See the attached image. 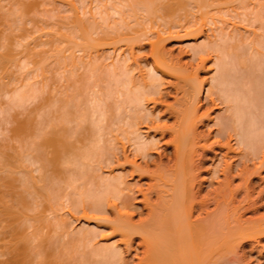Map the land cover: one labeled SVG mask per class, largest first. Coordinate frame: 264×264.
<instances>
[{"label":"bare ground","instance_id":"obj_1","mask_svg":"<svg viewBox=\"0 0 264 264\" xmlns=\"http://www.w3.org/2000/svg\"><path fill=\"white\" fill-rule=\"evenodd\" d=\"M24 1L18 0V2L23 5V7L21 5V8L24 9L25 11L26 10L28 11L29 9H30L29 11H31L33 7L37 6L35 3L34 4L36 6L33 5L34 1L30 2V3H29V0H28V2L26 1L28 4H25L26 2H24ZM63 1L65 2V0H62L61 3H64ZM70 1H72V0H70ZM153 1L158 2V0H156V1L153 0ZM168 1H166V2L168 3ZM216 1L217 0H215L214 2H216ZM219 1H226V0H219ZM15 2H17V1H15ZM135 2L136 1H134L133 3L135 4ZM142 2H140V3H142ZM147 2L149 3L150 0H147ZM164 2H165V0H163L162 4ZM170 2H171V0H170ZM170 2L167 4V6L170 4L173 5V2H171V3ZM211 2H213V1L211 0ZM239 2L241 3L243 1H239ZM66 3H67V1H66ZM260 3L264 4V3H262V1L259 3L257 2V4H259V7H260ZM68 4H70V6H69V8H71L70 12H72L71 13L72 14L71 20L73 21V25H72L73 30H72V27H70L71 30H69V28H68L67 31L68 30L69 31L67 32V34L66 33H64V34L61 33V34L64 35L65 39L63 38V40H67L68 42H70V45H72V46H66L68 44V42H64V45L62 44L63 45L62 48H61V45H59V43H57V44L60 47L55 45L54 42L57 41V38L54 36L48 40V44L50 43L49 44L50 45L49 52L45 55L43 54L38 59L35 58V59H37L38 62L41 63L40 64L41 66L43 65L42 63L44 60L45 61L49 60V61H51V63L53 60H54L53 63H55V61L58 60V63H61V61H60V59H61L62 62L64 63V67L68 68V71H65V74H67V72H68L67 78L65 76H63L64 77L63 79H65V80L70 79L71 82L74 83V84H72V86L74 85L73 87H75V86L76 87L75 88L71 87L72 92L71 91L68 92V90L70 89L69 85H71V83L69 82L68 83L69 85L64 84V83H67L68 80H66V82L64 81V83L62 81L63 89H65L66 87H67L66 89H68V90L65 89V96L63 95L64 93H63L62 89H58V90H61L62 93L60 91H57V93L60 92V94H62L64 97L63 96L60 97L59 96L60 94L59 95L57 94L58 96H55L56 95L55 94L54 95L55 97H52L49 94V95H45L46 97H44V99H43V100L48 101L47 102L48 105L45 106V108H46V111L47 110L49 111L50 115H51V112L48 108V107L51 108L50 105H53L52 107L57 105V108L58 107L60 108V109L58 108V110H57L58 113L62 108L61 112L59 114L56 112L57 114H56L55 118H54L55 114H53L55 112H53L52 113L53 116L51 115V120H49L48 116L46 115L47 113L43 112V114H42V111H40V109H38L39 112H37V113H39V115L43 118H45L44 117V115H45L47 120H48V121L44 122V124H43V118H42V120L40 119V117H39V119L38 118L34 119L36 117V114L33 113V115H35V117L34 118L31 117V115H30L32 113L31 111L33 110V112H35L37 108L31 107L32 110H30V112H31L30 113V112L26 111L28 109L26 104L30 107L32 105H29V104H31V102L34 101L33 98H35L37 96L40 97L36 93L37 88H35V91L33 90L34 86H36L35 84L31 85V87L33 86L32 89H30L31 88L30 86H28L29 89H27V86H26V88H25L26 90H24L23 85H21L22 84L21 83L19 85L22 87H18V88L13 87L14 90L12 89V91H13L12 95L9 96V101H10V103L12 102L10 104V106L13 108L15 106V108L13 109L14 110L13 113H15V114L14 115L12 114L13 117L11 116V118H13L12 121H14V123L12 122L13 125H9V126H12V128L10 127L12 130V132H11L12 134L11 133L10 134L12 135V138H14L13 139L14 142L10 139V141H11V143H10L7 138H5V142L0 141V264H61V262H58L57 255L56 256L54 255V253H53L54 250L49 251V250H52L49 247L50 243L48 245L46 244V240L49 236L47 235L48 237H46L45 234L43 235L42 231H46L45 228H47V227H45V226L49 227L47 231H49L51 228L53 230H58V228H61V230H62V227L65 226L64 218H62V217L56 218V215H55V217L53 219L52 216H49V215H51V213L47 214L46 211L49 212L50 210L48 211V209L54 208V207H52V204H55V202L59 201L57 199H59V197L62 196L61 191H64L63 187L67 186L66 184L64 186H62L63 185L62 181L58 182V180L59 179L62 180V178H64L63 181L67 180L66 181L67 184L71 185V182L73 181L72 184L76 185L77 182H79V184L82 185V183H84V182L81 181L82 182L81 183L80 179H83L82 176L87 175V172L89 173V171H88L89 169H87V168L91 167L89 165L90 160H91L90 164H93L92 163L93 157L98 158L99 162L106 161L105 163H103V165L106 163H113L114 162L115 165H119V167H121V169L116 174H110L111 172L109 171L108 175L106 174V175H102V176H97L98 177L97 181L94 180V182H93L91 180V182H93L94 185L97 186V188H95L94 186H91L92 183L90 181H89L90 183L89 182L87 183V185H88V186L86 185L87 188L88 187H90V188H89V190H87L86 196L85 195L84 196H85V198L88 197V199H91V200L93 198L92 203L88 202L89 200H85V198L83 199L81 196H79V197H81L80 198L81 201L77 200L79 198H77L78 196L75 195L76 198H74V199L76 202H74V203L79 205V203H77V202L80 201V203L82 202V204H83V202L87 201L88 203L93 204L92 206H95V207H93L94 210H90L91 204L89 205L86 202V204L89 205V206L87 205V207L90 208V209H88L89 212L91 211L90 213L93 214V211H94V213L96 214V215L94 214L95 215L94 216V215H89L86 212L82 213V216L85 219L83 217L82 218L86 222L89 221L90 219L92 220V218H95L99 215V213L101 212L100 210H103L102 208L104 207L103 205H104L105 201L108 200L107 197H105V196L102 197V195L103 194L104 195L109 194L110 199L112 198L111 199L112 201L110 200V203H111L110 205H112L115 208V209H113L115 211L113 213L114 214L113 218L109 219L110 222H106V221L104 222L103 221V223H110V226H109L111 228L110 231L116 232L119 236V240L124 242L125 246H127V247L130 245V243H132L131 240L134 238L133 236L138 235L140 237V240H139V242L138 241L137 242L139 243V245L140 244L143 245V249L141 248L143 255L141 258H139V261H143L144 264H227V263L232 264V262H235L238 257L237 258H236V256L233 257L232 256L233 254H231V253L232 252L235 253L234 249H237L235 246H237V244H239V242H241L244 239L245 240L246 239H253L256 235H258V236L264 235V216H262V215L260 217L255 216L254 218H250V219H246V220L243 219L244 221H240V219H239L240 214L237 212L238 209H240L241 207L244 206V204H246V205L243 209H246V208L248 209V208H250V206H252L251 208H253V207L258 208L259 206L256 207L257 204H255V203H256L257 198L258 199H259V197L261 198V191L263 190V189H259L257 191L254 190L255 186L252 185L251 181H252L253 176L255 174H260L259 170L262 167L264 168V50H263L264 49V35H262L260 38L258 36L259 34L256 35L257 36V37H255L256 39L253 40V41H255V44H252V43H251V45L249 44L250 45L249 47H251L250 48L251 51H247L248 56L245 55L246 56L245 59H243V56L241 55L242 53L240 54L238 52L242 56V58L239 60L238 59L239 56L235 57L237 59V61L234 62L235 65H233L234 63H232L234 60L233 61L230 60V63H232L230 65H232V66H230V65L229 66H230V69H232V68L234 69V70L232 69L233 72H232V70H229L228 65H225L226 62H222L223 58H221L222 59L221 62L219 60L220 58L218 59L219 56L218 57L215 56L216 59H213V61L215 60L216 68L214 66L213 73L211 75H209L210 77L208 78V81H206L208 83V85L205 88L206 90H205L204 98H205L206 102H208V103H210V105H212V108H217L219 106V108H223V110L221 112H217V113L215 112L216 114L213 115L214 118L212 119L211 124L215 125V129L213 132V138L214 139L212 138V140L208 142L207 137H204L196 129L197 124L202 122V118L205 116L206 117L209 116V110H210L209 108H207L203 112H201L200 114L199 113L197 114V111H196L197 106L200 105L199 104L200 99L197 98L198 97L197 95L202 88L203 80H200V81L196 80L195 88L193 87L194 88L193 89L191 87V89L194 92H192L190 94L192 98H189V93H188L189 102L187 100V96H186V98H184L182 100L180 99L181 97L178 99V97L175 96L174 102L165 103L164 99H162V95H165V93L163 94V92H161L162 89L160 90L159 87L157 88L158 84L161 83V80H160L162 78L161 74H163V75L167 74L170 76H175L176 80L174 82L172 81L175 88L177 87V84H179L178 83L179 78L182 75L181 73H179L180 70L182 69V68H180L181 66L176 64V62L174 60L171 61V60H169V58L167 59L165 57V55L162 53L163 52L162 51L163 46L161 45L162 49L159 47V45L161 43H163L162 40H161V43L159 42L160 41L159 38L161 36H163L161 34V32L159 33V31L157 30L158 33L161 34V36L160 37L156 36L155 37L156 39L154 38L158 42L155 40L152 41L149 39V41L151 43L150 44L151 45V51L150 52L153 55L152 62L150 63V66H148V67L146 66L147 67V69H146L147 73L146 74H147L149 79L147 80L145 77V79H146L145 80L144 77L143 78L141 77L142 79L139 81L136 79V83H135V82H132L131 78L130 79L128 78L130 73H127V72H129L127 67H126L127 69H125V65H126L125 64L126 63L125 57L126 56L124 57V55H125L124 53H122L123 54L122 56L124 58L123 57L121 58L120 57L121 55L119 57L116 56L111 62H109L108 65H106V64L104 65L103 63H100L101 62L100 57H102L101 56L102 54L99 57L98 54H100V53H97V55H93L94 57H90L91 55L88 53L90 58L87 57V58H84V60L82 58L83 56H81L83 54V51H82L80 56L75 54V51L77 53V51H79L83 48H84V50L86 47H87L86 49H89L88 46L85 47L86 44L89 45L92 42L95 43V41L92 40V34H91V31H93V28H91V27L93 25L90 21L88 22V20L87 21L85 20L89 14H87L86 18L84 19V18L79 16L81 11L79 12V14L77 13L76 8L80 7L81 5L78 6L76 4L78 7L75 6L74 0ZM142 4H144V2ZM152 4H150L151 9H152ZM183 4H184V2H183ZM204 4H205V2H204ZM217 4H219V2ZM241 4H243V3H241ZM244 4H245V2H244ZM15 5H16V3H15ZM18 5H20V4H18ZM215 5H216V3H215ZM220 5L223 6L222 2H221V4H219V6ZM141 6H143V5H141ZM219 6H217V7L221 8V6L220 7ZM13 7H15V6H13ZM82 7H83V4H82ZM168 7H166V8H168ZM178 7H179V3H178ZM226 7H225V10H226ZM36 8H34V10H36ZM53 8H55V7H53ZM92 8H91V10H92ZM114 9L116 10V9H118V7H116V8L114 7ZM148 9L144 8V10H147V11H148ZM255 9H256V7H255ZM262 9H263V7H262ZM8 10H12V9L10 8ZM34 10H33V12H34ZM104 10H105L104 12H106V9H104ZM118 10L121 12L120 9H118ZM160 10H159V12H161ZM168 10H171V9L168 8ZM16 11H18V10H16ZM20 11H21V9H20ZM133 11H134V9H133ZM149 11H150V9H149ZM206 11H205V13H207ZM218 11L219 10H217V12ZM256 11H258V10L256 9ZM256 11L254 10L253 13H255ZM36 12H38V11H36ZM67 12H68V10H67ZM113 12H115V11H113ZM154 12H156V11H154ZM170 12H173V11H170ZM263 12H264V10H263ZM13 13H15V11H13L12 14ZM89 13H90V11H89ZM93 13L91 15H93ZM249 13H251V12H249ZM10 14L11 13H9V15ZM28 14H30V13H28ZM149 14H150V12H149ZM152 14H150V16H152ZM216 14H219V13H216ZM223 14H221V15H223ZM259 14H260L259 17H257V14H255L256 16L254 14H252V15L257 17L256 19L260 18L262 15L264 16V14H262V13H259ZM98 15H100V14H98ZM110 15H111V13H110ZM167 15H169V12L167 13ZM18 16L20 17V15H18ZM105 16H109V15H105ZM123 16H124V14H123ZM123 16H121V17H123ZM147 16H149V15H147ZM215 16H217V15H215ZM93 17H96V16H93ZM93 17H92V19H93ZM121 17L119 16V19ZM129 17H132V15L131 16L129 15ZM11 18H13V17H11ZM23 18H25V15ZM34 18L35 17H33V19ZM105 18H108V17H105ZM213 18H214V16H213ZM36 19H38V18H36ZM131 19H133V18H131ZM204 19H206V18H204ZM0 20H1V17H0ZM97 20H98V18H97ZM97 20H95V22ZM120 20H122V19H120ZM137 20L138 19L136 18V21ZM106 21H108V20H106ZM202 21L204 22L203 19H202ZM8 22H10V21H8ZM65 22H67V20H65ZM142 22H144V21H142ZM219 22L220 21L218 19V23ZM16 23H18V22L16 21ZM32 23L34 25V22H32ZM45 23L47 24V22H45ZM109 23L113 24L114 22L112 21V23H111L109 21ZM4 24H6V23H4ZM97 24H99V21ZM105 24H107V22ZM213 24H214V21H213ZM216 24L217 23L215 22L214 28L216 27L215 26ZM57 25L55 26V28L57 27ZM61 25H63V24H61ZM99 26H101V25H99ZM108 26H110V25H108ZM127 26L128 25H126V26L123 25L122 27H127ZM47 27L49 28V26H47ZM18 28H20V27H18ZM16 29H17V27H16ZM60 29L62 30V27ZM103 29H102V31H103ZM125 29L126 28H124V30ZM261 29H262V27H261ZM50 30H51V28H50ZM112 30L115 31V29H112ZM126 30L128 31V28ZM133 30H135V29H133ZM136 30L132 34H134L136 32ZM223 30L224 29H222L221 31L223 32ZM263 30H260V31L262 32ZM52 31H53V29H52ZM56 31H58V30H56ZM157 31H156V34H158ZM217 31H219V30L217 29ZM71 32H73L74 35L73 34L71 35L70 34ZM97 32H99V31H97ZM106 32H107V34H110L108 32V30ZM139 32L143 33L142 30ZM139 32H137L136 35L134 34L136 36L135 41L137 39V35ZM222 32H220V33H222ZM226 32L228 33V31H226ZM0 33H2V32H0ZM3 33L0 34V46L4 47L3 52H0V59H1L0 62L2 63V66L1 65L0 66L2 67V70H6L10 65L14 64L15 66H17V64L19 63V61H18L19 59L15 58L16 57L15 52L12 51L13 50L12 47L14 46L12 44H14V43H13V40H11L12 39L11 35L9 33H6L5 35H3ZM20 33L22 34L23 31ZM56 33H55V35H56ZM94 33H96V32H94ZM126 33L127 32L122 33V34H126ZM213 33L216 34L215 32H212V34ZM262 33L264 34V32H262ZM116 34L120 35V32L116 33ZM232 34L235 37V34L234 33H232ZM102 35H104V34H102ZM110 35L107 37H110ZM128 35H129V33H128ZM144 35H147V34L144 33ZM2 36H3V38H2ZM46 36H47V34H46ZM100 36H101V34H100ZM115 36L112 35L111 37H114L116 39L117 36L116 37ZM127 36L126 37L124 36L125 38H123V40L126 38L128 39ZM237 36H236V38L238 39ZM19 37H21V36H19ZM75 37H76V39L78 38L79 41L76 40ZM107 37H106V39H107ZM93 38H94V40L98 39V38H95V36ZM231 38H230V40L232 41L233 36ZM239 38H241V37L239 36ZM1 39H3V40H1ZM55 39H56V41H55ZM119 39L121 40L122 38H119ZM130 39H132V38L130 37ZM133 39H134V36H133ZM163 39H165V37ZM224 39H227V38H224ZM237 39H234V40H237ZM44 40L42 39V41H44ZM103 40L104 39H102V41ZM109 40H110V38H109ZM111 40L115 41L113 38H111ZM144 40H146V38ZM212 40H214V39H212ZM230 40L228 39L229 43H230ZM58 41H60V40H58ZM107 41L108 40H106V42ZM117 41H118V39H117ZM216 41H218V39ZM216 41L212 42V46H209V45H211V42H207L209 45L208 46L206 45L205 47H207L208 49H209V47L210 48H213V47L216 48V46H214L215 43H217ZM61 42H63V41H61ZM127 42L130 43V41H127ZM234 42L235 41L231 42V44L229 45L230 48ZM239 42H240V40H239ZM34 43L36 45V44H40L41 42L40 43L34 42ZM226 43H227V41H226ZM46 44H47V41H46ZM35 45H34V47H35ZM236 45L234 43V45H232L233 51H230L231 49H229V52H234L235 51L234 46L236 47ZM256 45H258L259 47H261L263 49H259L258 47H256ZM28 46H30V44ZM64 46H66V47H64ZM81 46H83V48ZM90 46L93 47L92 44L89 45V47ZM113 46H115V45H113ZM202 47H204V46H202ZM226 47H227V45H226ZM228 47H227V49H228ZM240 47H241V45L238 46L239 49H240ZM243 47H242V49L245 50L246 46H243ZM26 48H28V50H27L28 56L32 55L31 53H33V51H34V49L32 50L33 44H32V46L26 47ZM36 48H38V47H36ZM191 48L193 50L197 49L196 46H194V47L192 46ZM207 48H206V50H207ZM91 49H93V48H91ZM242 49H240V50H242ZM30 50H32V51H30ZM47 50H48V47H47ZM65 50H67L68 52ZM199 50H200V52L205 51V49H203V48L199 49ZM44 51H45V49H44ZM63 51H65V54ZM92 51H94V50H92ZM210 51H216V50L211 49ZM37 52H38V50H37ZM124 52H126V51H124ZM66 53H68V54H66ZM227 53H228V51H227ZM238 53H235V54L238 55ZM129 54H130V52L128 53V55ZM235 54L233 53V55H235ZM36 55L34 54V56H36ZM103 55H105L104 52H103ZM117 55H118V53H117ZM220 56H221V54H220ZM24 57L26 58V56H24ZM107 57L105 56L104 59H106ZM204 58H206V57H204ZM204 58L200 56V58H199L200 62L198 65H196L197 68H198V66L199 67L203 66V61L205 60ZM104 59H102V60H104ZM26 60H27V58H26ZM241 60H243L244 63H242ZM244 60H246V61H244ZM45 61H44V63H45ZM49 61H46L45 65H47L48 64L47 62H49ZM24 62H26V61H24ZM62 64H61V66H63ZM65 64H66V66H65ZM68 64H69V66H68ZM34 65H35V63H34ZM37 66L39 67V65H37ZM61 66H60V69H61ZM4 67L5 68L7 67V68L5 69ZM43 67H44V65H43ZM65 68H64V70H65ZM32 69H33V67H32ZM195 69H196V67H195ZM0 70H1V68H0ZM7 70H6V74H7ZM62 70H63V68L59 71L61 72ZM78 70L82 73V75H80L81 73H79ZM63 71H62V73L64 74ZM191 71H193V70H191ZM77 72L79 74V80H77V78H75L77 76ZM194 72H193V74H194ZM2 73H5V72H2ZM57 73H58V71H57ZM184 73H185L184 75L186 76L187 71ZM32 75H33V73H32ZM42 75L43 74H41V76ZM60 75H61V73H60ZM62 75H61V78H62ZM184 75H182V76H184ZM90 77L91 78L95 77L96 80L94 78H92V79L95 80L96 83H98V84H101L99 82L103 79V77L104 78L107 77V80L109 79L108 77H110L112 79V81H111V79H109V80H110V83L112 82L114 88L111 86L112 84L111 85L109 84V81L108 82L106 81L109 90L107 92L105 91V93L110 92L107 96L105 94V97H109L108 99H110V101H107L108 99L105 97L102 98V96H104L103 95L104 90L99 91L98 89H100L101 85L96 84L98 87L93 85L95 83L93 80H92L93 82L90 80L91 79ZM101 77H102V79H101ZM194 77H196V76H194ZM12 78H14V77H12ZM20 78H21V74H20ZM20 78H18V79H20ZM88 78H90L89 80L93 83L92 85L95 86L96 88H98L97 90L99 92L90 83L89 84L91 85V87H93L92 92H91V89L89 87L90 86L89 84L84 85L85 83H88V81H89ZM42 79H43V77H42ZM97 79H101V80H98L99 82H97ZM82 80L84 82L83 85H81ZM158 80H160V82ZM17 81H19V80H17ZM76 81H77L78 85H77V83H75ZM20 82H21V80H20ZM183 82H185V81H183ZM188 82H190V81H188ZM2 83H3V81H2ZM42 83H43V81H42ZM30 84H33V83H30ZM169 84H171V82ZM184 84H187V83H184ZM193 84H191V85L194 86ZM13 85H14V83L12 84V86ZM58 85H59V83H58ZM107 85L103 88H106ZM188 85H190V84L188 83ZM1 86L3 87V85H1ZM82 86L84 88H85V86L89 87L88 93ZM110 86L113 89L110 90V88H109ZM185 86H187V85H185ZM20 88L23 90H21ZM42 88H43V86H42ZM4 89H5V87H4ZM4 89H2V90H4ZM44 89H46V88H44ZM74 89H75V91H73ZM79 89H84V91H86V93H87L86 95H88L90 93L91 96L90 95H88L90 97L85 96V95L82 96L81 92H83V91L81 90V92H80ZM180 89H182V88H180ZM87 90H88V88H87ZM66 91L69 94H66ZM101 91H103V92H101ZM41 93L42 92H40V95H41ZM4 94H5V92H4ZM83 94H84V92H83ZM182 94H183V92H182ZM185 95H186V93H185ZM29 99H33V100H31V102L27 103V100H29ZM190 99H192V101ZM195 99H196V101H195ZM38 100H41V98ZM46 101H44V102L46 103ZM145 101L152 102V105L149 108L144 107L143 102H145ZM34 102H33V104H34ZM39 102L41 103V101H39ZM158 102L165 104V107L162 110H164V112L165 111L168 112L169 115H172L174 117L173 123L172 124L170 123V125H168L166 123H159L158 121H156V122H154L155 124L153 123V125L152 124L148 125V128H151L150 130H153V132L151 134H149L147 132L149 130L144 131V133H142L141 132L142 130L139 131V126H137L138 119H140V118H138L139 116H138L137 112L138 111L140 112V110H142V107H143L144 108L143 110H145V108H146V110L149 109V111H147L146 114H150V115L153 114V116H155L158 119L159 117L157 116V112L155 113L154 111H151V107H155V104ZM7 103H8V101H7ZM24 104L27 108L26 110H25V107L23 108ZM39 105L37 104L38 107H39ZM42 105H44V104H42ZM42 105H40V106H41V109L43 110ZM69 106L71 109L72 108L73 109L70 110ZM21 108L24 109V112L26 111V112H28V114L29 113L30 114L28 115L25 112L26 115L23 118L22 117L20 118L19 113H20ZM45 108L43 111H45ZM22 109H21V111H22ZM34 109H35V111H34ZM119 109H121V110H119ZM51 110L53 111L54 108H51ZM143 110H142V113H143ZM9 111H10V108H9ZM49 113H48V115H49ZM24 114H22V115H24ZM2 115H4V114L2 113ZM2 115L0 114V116H2ZM139 115H141V114H139ZM5 116H3V118H5ZM52 117L54 119H52ZM142 117H141V120L144 119ZM167 117H169V116H167ZM8 118L10 119V116ZM8 118L6 116L5 119L8 120ZM146 118H147V115H146ZM148 118H150V117H148ZM106 119H107V122H106ZM206 119H208V118H206ZM37 120L39 122H37ZM150 120H152V119H150ZM0 121H3V120H0ZM8 121H7V123L9 124L10 122H8ZM40 121H42V122H40ZM85 122L87 123L86 125H84ZM102 122L108 123L109 124L108 126H110V124L111 125L113 124L112 127H114V125H116L117 126V127L115 126V128H117V129H115L116 132L119 131V129H121L119 135L120 136L122 135L123 137H121V139L123 138L129 144L130 148L129 147L128 148H129V150L131 149L129 151V153L131 154V157L127 153L124 152L125 145H128V144H126L123 139H122L123 141L120 140V138L118 137V133L115 132L117 134V136H113V135L111 136V134H110L111 138L109 135H108L109 137L107 136L108 138L107 137H105V139L102 138V136L104 137L105 135H107V134H103V132H102ZM120 122L122 124V128L120 127V124H119ZM3 123H5V122H3ZM3 123H2V126H3ZM123 125L125 127H123ZM2 126H1V128H3ZM4 126H5V124H4ZM105 126H104V128H105ZM108 126H106V127H108ZM146 126H147V124H146ZM110 127H108L107 129L111 130ZM8 129H9V127H8ZM156 131H159L158 137H155L154 132H156ZM105 132H108V131H105ZM10 134H8V135L10 136ZM167 134L169 137L164 138ZM1 140H4V139L1 138ZM104 140H108L107 144H106V141H104ZM231 140H233V142H231ZM7 142H9L11 145L13 143L16 144V145L14 144V148H12V150L14 149V152L11 150V148H9L10 144H7ZM104 142H105V144H104ZM158 142L161 144L163 143L166 146L167 145L172 146V150H171L172 158L170 156H168V157H170L169 160H171L172 162L171 163L168 162V163H164V164H161L163 162H161L159 164H158V162H156L157 163L156 167H154L153 169H150L149 168V162H151V161H148L147 157H149L151 155L153 150L157 152V148H160V146L158 145L159 144ZM124 143H125V145H124ZM215 146L219 149L225 148V150L220 153V150L214 149ZM205 148H209L210 150H214L215 151L214 156H216V157H217V155L219 156V157H217L216 163L213 164L214 167H213L211 173L213 175L219 173V174H221L222 178L221 179L219 178V180L217 181V185L213 186L212 190L208 191L205 194L203 193L204 195H202V196H199V191L201 188L200 187L201 182L197 181V173L194 172V169H196L197 166H199V164H198V161L195 162L194 156L199 155V154L203 155V153H205L204 152ZM6 149H10L11 150L10 152H13V153H9L8 151H6ZM199 149H200V151H199ZM233 151L236 152V154H234V156H236V155L239 156V160L237 162H233L231 160H228V158H227V157H229V158L231 157V155H229V153L233 152ZM139 157L143 159L142 164L136 161V159ZM121 158H122V161H120ZM233 158H231V159H233ZM95 160H96V162H95ZM95 160L93 162H95V164L97 165L98 160L97 159H95ZM248 162L252 165V168L248 167ZM85 166H87L86 169L84 168ZM124 166H128L129 169H125ZM94 167H96V166H94ZM114 168H116V166ZM114 168H112V169H114ZM83 169H85V170H83ZM86 170H87V172H85L86 173L85 174L83 171H86ZM96 170H97V168H96ZM33 171H35L36 174ZM115 172H117V171H115ZM15 173H18V176L15 175ZM99 173H100V170H99ZM82 174H85V175H82ZM127 174L128 175L137 174L138 176H142L144 174V176H148L150 179H152L149 183L147 182V186L144 187L145 188L144 190H142V188H138V190L142 193V202H144L145 205L149 204V206L147 205L149 208L147 211V216H144L143 218L140 217L141 219H138V221H132V219L130 217V213H129L131 211H127L128 210L127 208H130L131 203H130L129 199L127 198L128 196L126 197V195L122 192L123 189H129V185H127V183L125 184V182L123 180L124 176ZM216 176L217 175H215L214 177H216ZM77 177H78V179L76 180ZM90 178L91 177H89L88 179H90ZM235 178H238L240 180V182H238V184H233V181ZM85 179L86 178H84V180ZM75 180H76V182H75ZM60 183H62V184H60ZM133 183L135 184V182H133ZM79 184H77V188L79 187ZM75 185H73V186H75ZM196 185H197V188L194 189V186H196ZM61 186H62V189H60ZM67 188H68V186L66 187V189ZM91 188H92V191L90 190ZM94 188H95V191H94ZM58 189H60V193H59ZM71 190H74V189L70 188V191ZM81 191H83V190H80V192ZM89 191H91V192H89ZM255 191H256V194L254 195L253 192H255ZM130 192H133V191H130ZM151 192H154V194H156V196H157V200L156 201L153 200L154 201V202L152 201L153 203H149L151 201L150 200ZM66 194L68 195L67 192H66ZM69 194L71 196V192ZM89 194H91V195H89ZM64 195L62 196L63 198L60 197V200L67 198V196L66 195L64 196ZM106 196H108V195H106ZM130 196H132V195H130ZM54 197L56 198L57 201L55 200ZM138 199L141 200V198H138ZM138 199H136V200H138ZM66 200H64L63 204H65ZM114 200H116V201H114ZM69 201H70V199H69ZM262 201H264V200H262ZM51 202H52V204H51ZM71 202H73V201H71ZM97 202H99V203H97ZM108 202H106V203L109 204ZM234 202H237V203L235 204ZM69 204H67V205H69ZM210 204H212V207L209 206ZM71 205L73 206V204H71ZM71 205H70V207H71ZM80 206L82 207V205H80ZM57 208H55V209H57ZM67 209H69V208H67ZM130 209H132V208H130ZM29 210L32 211V213H29L28 212ZM195 210H197V211L199 210V211H198L197 216L194 218V217H192V212H194ZM97 211L99 212L98 215H97ZM53 213H55V212H53ZM61 215H63V214H61ZM63 217H64V215H63ZM100 222H102V221H99L98 223H100ZM43 227H44V230H42ZM88 227H89V225H88ZM92 228H94V227H92ZM92 228H91V230H88V232H90L91 234H94L92 231H95V230ZM77 229L78 228H76V231H78V233H79V239L77 237H75V238H77V240H80V247H82L81 242H83V240H84V242L82 244L85 248L83 247L84 248L83 250H85V249L89 250V248H87L84 245V243L86 242V244H87V242L88 243L92 242L91 241L92 238H91L90 233H88L87 230L83 231V229H81V228H79L78 230ZM85 229H86V227H85ZM61 230L59 229L58 231L60 232ZM72 231H74V230H72ZM49 232H48V234H50ZM59 232H57V233H59ZM51 233H53V232H51ZM57 233H56V235H57ZM68 233L69 232H67V234ZM78 233H77V235H78ZM53 234L55 237L56 236L55 233H53ZM59 234H61V232ZM59 234H58V236L61 237ZM61 235H63V234H61ZM94 236L95 235H93V237ZM68 237H69V234H68ZM62 238H63V236H62ZM65 239H64V241H65ZM67 240L68 239H66L65 242H67ZM58 242H60L59 238H58ZM71 242L73 243L74 241L71 240ZM71 242L69 241L68 244L69 245L71 244V246H73ZM77 242L79 243V241H76V243ZM60 244H63V242H60ZM93 244H95V243H93ZM46 246L49 247L50 249H48ZM54 246L57 247L58 245L57 246L54 245ZM45 247L48 250H45ZM119 247L120 246H118L116 244H108L104 247H101L100 249L98 248L99 250L97 248H95L96 251H100L99 255L101 256V259H100L101 262L100 261L99 262L101 264L102 263H105V264H122L121 263L122 260L120 261L121 250ZM63 249H65V247ZM59 250L61 251V249H59ZM79 250L81 251V249H78V251ZM55 251L58 252V250H55ZM60 251H59V253H60ZM93 252L95 253V251H93ZM79 253H77V254L79 255ZM78 255H77V257H78ZM68 258H69V256H68ZM239 258H240V256H239ZM84 259L86 260L88 258L84 257ZM81 260L84 261L82 258H81ZM89 260H90V258H89ZM99 262H97V263H99ZM62 264H65V263L62 262Z\"/></svg>","mask_w":264,"mask_h":264},{"label":"rangeland","instance_id":"obj_2","mask_svg":"<svg viewBox=\"0 0 264 264\" xmlns=\"http://www.w3.org/2000/svg\"><path fill=\"white\" fill-rule=\"evenodd\" d=\"M8 1V2H7ZM11 1V2H10ZM15 1H17V2H15ZM24 1V0H23ZM28 2V0H25L24 2ZM34 1V2H33ZM42 1V2H41ZM45 1V2H44ZM61 1L62 0H29V3L30 2H33V5L34 6H36V7H33L32 8V10L31 11H25L24 9H22L21 8V3H19L18 2V0H0V17H1V20H0V32H4L3 33V35H5L6 33H9L10 35H11V40H13V43L14 44H12V45H14L12 48H13V50L12 51H14L15 52V58H17V59H19L18 61H19V63L17 64V66H15L14 64L13 65H10L6 70H7V74H6V70H2V63L0 62V68H1V70H0V114L2 115V113L4 114V115H2V116H0V120H3V121H0V141H2V142H5V138H7L8 139V141L11 143V141H10V139L14 142V138H12V130H11V128H12V126H9V125H13V123H14V121H12L13 120V118H11V116L13 117V115L15 114V113H13L14 112V108H15V106H14V108L13 107H11L10 106V104L12 103H10V101H9V96H11L12 95V89L14 90V88H18V87H22V86H20L19 84H21V85H23V88H24V90H26L25 88H26V86H27V89H29V87L28 86H30L31 87V85H36V86H34V88H33V90L35 91V88H37V90H36V93H37V95H39L40 97H35V98H33L34 99V101H32L31 102V100H33V99H29V100H27V103H29V102H31V104H29V105H32V106H28L27 104H26V106H27V108H26V106H25V104H24V106H23V108L25 107V110L26 111H28V112H30V110H32V108L34 107V108H37L36 109V111H35V109H34V111L35 112H33V110L29 113L30 115H31V117L32 118H34L35 117V115H33V113L34 114H36V117L34 118V119H36V118H38L39 119V117H40V119L42 120V118L43 117H41L40 115H39V113H37V112H39V110L38 109H40V111H42V114H43V112L45 113H47L46 115L48 116V119L49 120H51V115L53 116V114H55L54 115V118H55V116H56V114L58 113V108H57V105H55L54 107H52L53 105H50L51 106V108H54V110L52 111L51 110V108L50 107H48L49 108V110H50V112H51V115H50V113H49V111L47 110L46 111V108H45V106H47L48 104H47V102L48 101H46V100H43L44 99V97H46L45 95H51L52 97H55V96H58L59 94H60V92L62 93V91H63V95L65 96V89L67 88H65V89H63V87H62V81H63V83H64V81L66 82V80H68V79H63L64 77L63 76H65L66 78H67V75H68V72H67V74H65V71H68V68L66 67H64V63L62 62V60L60 59V61H61V63H58V60H56L55 61V63H53L54 62V60L52 61V63H51V61H49V60H46V61H49V62H47L48 64L47 65H45L46 64V61H45V63H44V61H43V65H44V67H43V65L41 66L40 64V62H38L37 61V59L40 57V56H42L43 54L45 55V54H47L48 52H49V47H50V43L48 44V40L50 39V38H52V37H56L57 38V41H56V39H55V41L56 42H54L55 43V45H57V46H59V45H61V48L63 47V45H64V42H68L67 40H63V38H64V35H62V34H64V33H66L67 34V32L69 31V30H71L70 29V27H72V30H73V21L71 20L72 18H71V13L72 12H70V9L71 8H69V6H70V4H68V3H70V2H72V1H70V0H65V2L64 3H61ZM66 1H67V3H66ZM132 1V2H131ZM134 1H136L135 2V4L133 3ZM144 2V4H142L143 2ZM156 1V0H155ZM166 1H168V0H165V2L162 4V2H163V0H158V2L156 1V2H154L153 0H150V2L148 3L147 2V0H74V5L75 6H80V7H78V8H76L77 9V13L79 14V12L81 11V13H80V17H82V18H86V15L87 14H89L88 15V17L85 19L86 21L88 20V22L90 21L91 23H92V27L91 28H93V31H91V34H92V40L93 41H95V43L94 42H92L91 44L93 45V47L92 46H90L89 47V45H91V44H86L85 45V47L86 46H88V48L89 49H86L85 48V50H84V48H83V46H81L83 49H81V50H79V51H77V53H76V51H75V54L76 55H78V56H80L81 55V53H82V51H83V54L81 55V56H83L82 58H83V60H84V58H87V57H89V55H88V53L91 55L90 57H94L93 55H97V53H100V54H98L99 55V57H100V55L102 56V57H100L101 58V62L100 63H103L104 65L106 64V65H108L109 64V62H111L116 56L117 57H119L120 55V57L122 58L123 56V54L122 53H124L125 55H124V57L126 58V65H125V69H127L128 68V71L129 72H127V73H130L129 74V76H128V78L130 79L131 78V80H132V82H135L136 83V79L139 81V80H141L143 77H144V79H145V77H146V79L148 80L149 78H148V76H147V67L148 66H150V63L152 62V58H153V55L151 54V43H150V41H149V39L150 40H155L156 38V36H161V34L163 35V36H161L159 39H160V43H161V40H162V42L163 43H159L160 45H159V47L161 48L162 46V53L165 55V57L168 59L169 58V60H171V61H175L176 62V64H178L179 66H181L180 68H182L181 70H180V72L179 73H181L182 75H184L185 73L184 72H186L187 71V74H186V76L184 75V76H182L181 75V79L179 78V84H177V87L175 88V86H174V84L172 83V81L174 82L175 80H176V77L175 76H170V75H167V74H161V83H159L160 82V80H158L159 82V84H158V86H157V88L159 87V89L161 90L162 89V91L161 92H163V94L165 93V95H162V99H164V101H165V103H172V102H174V100H175V96H177L178 97V99L180 98L181 100L182 99H184V98H186V96H187V100H188V102H189V99H188V93H189V98H192L191 97V93L192 92H194L192 89H191V87L193 88H195V83H196V80L198 81H200V80H203V83H202V88H201V90L199 91V93H198V97L197 98H199L200 99V105L199 106H197V108H196V111H197V114L199 113H201V112H203L205 109H207V108H209L210 110H209V116L208 117H203L202 118V122L201 123H199V124H197V126H196V129L198 130V132L200 133V134H202L204 137H207V141L209 142V141H211L212 140V138H213V132H214V129H215V125L213 124H211L212 123V119L214 118V114H216L217 112H221L222 110H223V108H219V106L217 107V108H212V105H210V103H208V102H206L205 101V98H204V94H205V88H206V86L208 85V83L206 82V81H208V78L210 77L209 75H211L212 73H213V70H214V66H215V68H216V65H215V60L213 61V59H216V57H218V59L220 60V62L222 61V59L221 58H223V61L222 62H226L225 63V65H228V68H229V70H232V69H230V66H232V65H230V64H232V63H234V62H236L237 61V59L235 58V57H238V59L240 60L241 58H242V56H243V59H245L246 58V56L245 55H247L248 56V54H247V51H251V47H249L250 45H251V43L252 44H255V41H253L254 39H256L255 37H257L256 35H258L259 36V38L262 36V35H264L262 32H264V16L262 15L260 18H258V19H256L257 17H259V13H262V14H264V12H263V10H264V4H261L260 3V7H259V4H257V2L259 3V2H261L262 1V3H264L263 1L264 0H226V1H219V0H217L216 2H214L215 0H212L213 2H211V0H171V2H173V5L172 4H170V5H168L167 6V4L170 2V0L168 1V3L166 2ZM199 1V2H198ZM239 1H243V2H241V3H243L244 4V2H245V4L243 5V4H241ZM10 2V3H9ZM25 3V4H28V3ZM40 2V3H39ZM44 2V3H43ZM50 2V3H49ZM140 2H142V3H140ZM147 2V3H146ZM153 4H152V3ZM170 2V3H171ZM177 2V3H176ZM183 2H184V4H183ZM204 2H205V4H204ZM219 2V4H221V2H222V5L223 6H221V8H218L217 6H219V4H217ZM225 2V3H224ZM15 3H16V5H15ZM20 4V5H18V4ZM36 5H35V4ZM130 3V4H129ZM158 3V4H157ZM178 3H179V7H178ZM181 3V4H180ZM214 3V4H213ZM215 3H216V5H215ZM6 4V5H5ZM8 4V5H7ZM77 4V5H76ZM82 4H83V7H82ZM128 4V5H127ZM132 4V5H131ZM147 4V5H146ZM150 4H152V9H151V7H150ZM211 4V5H210ZM213 4V5H212ZM18 5V6H17ZM68 5V6H67ZM118 5V6H117ZM123 5V6H122ZM141 5H143V6H141ZM146 7H145V6ZM172 5V6H171ZM182 5V6H181ZM257 5V6H256ZM7 8H6V7ZM13 6H15V7H13ZM67 6V7H66ZM116 8V7H118V9H120L121 10V12L118 10V9H114V7ZM139 6V7H138ZM158 6V7H157ZM168 7L169 9H171V10H168V8H166V7ZM219 6V7H220ZM227 6V7H226ZM18 7V8H17ZM22 7H23V5H22ZM53 7H55V8H53ZM93 7V8H92ZM110 7V8H109ZM163 7V8H162ZM165 7V8H164ZM225 7H226V10H225ZM255 7H256V9L258 10V11H256V9H255ZM258 7V8H257ZM262 7H263V9H262ZM12 9L13 11H15V13H13L12 14V10H8V9ZM34 8H36V10H34ZM80 8V9H79ZM84 8V9H83ZM86 8V9H85ZM91 8H92V10H91ZM96 8V9H95ZM144 8L145 9H150V11H149V9H148V11L150 12V14H152V16H150V14H149V12L147 11V10H144ZM218 8V9H217ZM20 9H21V11H20ZM104 9H106V12H104L105 10ZM133 9H134V11H133ZM136 9V10H135ZM155 9V10H154ZM157 9V10H156ZM161 9V10H160ZM215 9V10H214ZM253 9V10H252ZM260 9V10H259ZM16 10H18V11H16ZM33 10H34V12H33ZM45 10V11H44ZM67 10H68V12H67ZM79 10V11H78ZM108 10V11H107ZM159 10L161 11V12H159ZM165 10V11H164ZM207 10V11H206ZM217 10H219L218 12H217ZM254 10L256 11L255 13H253L254 12ZM3 11V12H2ZM20 11V12H19ZM36 11H38V12H36ZM89 11H90V13H89ZM102 11V12H101ZM111 11V12H110ZM113 11H115V12H113ZM136 11V12H135ZM153 11V12H152ZM154 11H156V12H154ZM170 11H173V12H170ZM205 11L207 12V13H205ZM262 11V12H261ZM23 12V13H22ZM94 12V13H93ZM99 12V13H98ZM120 12V13H119ZM124 12V13H123ZM135 12V13H134ZM148 12V13H147ZM165 12V13H164ZM169 12V15H167V13ZM175 12V13H174ZM204 12V13H203ZM219 13V14H216V13ZM224 14H223V13ZM249 12H251V13H249ZM258 12V13H257ZM9 13H11L10 15H9ZM27 13V14H26ZM28 13H30V14H28ZM39 13V14H38ZM69 13V14H68ZM93 13V15H91ZM103 15H102V14ZM110 13H111V15H110ZM127 15H126V14ZM129 13V14H128ZM147 13V14H146ZM160 13V14H159ZM164 13V14H163ZM223 14V15H221V14ZM67 14V15H66ZM85 14V15H84ZM98 14H100V15H98ZM120 14V15H119ZM122 14V15H121ZM123 14H124V16H123ZM166 14V15H165ZM203 14V15H202ZM212 14V15H211ZM252 14H257V17H255L254 15H252ZM18 15H20V17L18 16ZM22 15V16H21ZM24 15H25V18H23L24 17ZM32 17H31V16ZM39 17H38V16ZM105 15H109V16H105ZM129 15L131 16L132 15V17H129ZM137 15V16H136ZM147 15H149V16H147ZM210 15V16H209ZM215 15H217V16H215ZM252 15V16H251ZM93 16H96V17H93ZM103 16V17H102ZM119 16L121 17V16H123V17H121L120 19H122V20H120L119 19ZM128 16V17H127ZM154 16V17H153ZM156 16V17H155ZM213 16H214V18H213ZM222 18H221V17ZM251 16V17H250ZM254 16V17H253ZM11 17H13V18H11ZM27 17V18H26ZM29 17V18H28ZM33 17H35L34 19H33ZM70 17V18H69ZM92 17H93V19H92ZM105 17H108V18H105ZM110 17V18H109ZM112 17V18H111ZM151 17V18H150ZM153 17V18H152ZM201 17V18H200ZM253 17V18H252ZM4 18V19H3ZM19 18V19H18ZM36 18H38V19H36ZM40 18V19H39ZM61 18V19H60ZM97 18H98V20H97ZM131 18H133V19H131ZM136 18L138 19L137 21H136ZM204 18H206V19H204ZM217 18V19H216ZM252 18V19H251ZM255 18V19H254ZM69 19V20H68ZM83 19V20H84ZM103 21H102V20ZM108 20V21H106V20ZM112 19V20H111ZM155 19V20H154ZM202 19L204 20V22L202 21ZM211 19V20H210ZM218 19H219V23H218ZM226 19V20H225ZM6 20V21H5ZM15 20V21H14ZM23 20V21H22ZM39 22H38V21ZM65 20H67V22H65ZM92 20V21H91ZM95 20H97L96 22H95ZM118 20V21H117ZM120 20V21H119ZM151 22H150V21ZM210 20V21H209ZM216 20V21H215ZM222 20V21H221ZM8 21H10V22H8ZM16 21L18 22V23H16ZM27 21V22H26ZM37 21V22H36ZM98 21H99V24H97L98 23ZM107 22V24H105L106 22ZM109 21L112 23V21L114 22L113 24H110L109 23ZM142 21H144V22H142ZM213 21H214V24H215V22L218 24H216L215 26V28H214V24H213ZM3 24H2V23ZM24 22V23H23ZM31 22V23H30ZM32 22H34V25H33V23ZM45 22H47V24L45 23ZM57 22V23H56ZM128 22V23H127ZM224 22V23H223ZM260 22V23H259ZM262 22V23H261ZM4 23H6V24H4ZM22 23V24H21ZM94 23V24H93ZM104 23V24H103ZM121 23V24H120ZM152 23V24H151ZM233 23V24H232ZM19 24V25H18ZM58 24V25H57ZM61 24H63V25H61ZM67 24V25H66ZM69 24V25H68ZM235 24V25H234ZM10 25V26H9ZM36 25V26H35ZM38 25V26H37ZM57 25V27L55 28V26ZM60 25V26H59ZM71 25V26H70ZM99 25H101V26H99ZM106 25V26H105ZM108 25H110V26H108ZM116 25V26H115ZM118 25V26H117ZM123 25H128L127 27H122ZM220 25V26H219ZM8 26V27H7ZM47 26H49V28L47 27ZM51 26V27H50ZM67 26V27H66ZM114 26V27H113ZM137 26V27H136ZM139 26V27H138ZM151 26V27H150ZM4 27V28H3ZM16 27H17V29H16ZM18 27H20V28H18ZM24 27V28H23ZM42 27V28H41ZM62 27V30L60 29ZM104 29H103V28ZM110 29H109V28ZM131 27V28H130ZM149 27V28H148ZM261 27H262V29H261ZM40 28V29H39ZM46 28V29H45ZM50 28H51V30H50ZM58 28V29H57ZM69 28V30L67 31V29ZM103 29V31H102V29ZM120 30H119V29ZM124 28H128V31L125 29L124 30ZM152 28V29H151ZM213 28V29H212ZM19 29V30H18ZM44 29V30H43ZM52 29H53V31H52ZM65 31H64V30ZM112 29H115V31H113ZM133 29H137L136 30V32L134 33L135 35H136V33L137 32H139V31H143V33H138V35H137V39H136V41H135V38H136V36L134 35V34H132L135 30H132ZM144 29V30H143ZM148 31H147V30ZM217 29L219 30V31H217ZM222 29H224L223 30V32L221 31ZM21 30V31H20ZM28 30V31H27ZM43 30V31H42ZM56 30H58V31H56ZM108 30V32L111 34H107V32L106 31ZM112 30V31H111ZM120 32V35H118V34H116V33H119L118 31ZM151 32H150V31ZM155 30V31H154ZM159 31V33L161 32V34H159L158 33V31ZM260 30H263L262 32L260 31ZM10 31V32H9ZM22 32L23 31V35L20 33V32ZM48 31V32H47ZM60 31V32H59ZM97 31H99V32H97ZM111 31V32H110ZM123 31V32H122ZM156 31H157V33L158 34H156ZM226 31H228V33L226 32ZM254 31V32H253ZM13 32V33H12ZM45 32V33H44ZM51 32V33H50ZM57 32V33H56ZM94 32H96V33H94ZM125 32H127L126 34H122V33H125ZM131 32V33H130ZM150 32V33H149ZM212 32H215L216 34H212ZM220 32H222V33H220ZM2 33H0V34H2ZM19 33V34H18ZM27 33V34H26ZM29 33V34H28ZM55 33H56V35H55ZM62 33V34H61ZM75 33V32H74ZM106 33V34H105ZM113 33V34H112ZM128 33H129V35H128ZM144 33L145 34H147V35H144ZM225 33V34H224ZM232 33H234L235 34V37H234V35L232 34ZM262 33V34H261ZM8 34V35H9ZM46 34H47V36H46ZM51 34V35H50ZM71 35L73 34V32H71L70 33ZM99 34V35H98ZM100 34H101V36H100ZM102 34H104V35H102ZM117 36V38L115 39L114 37H111L112 35L113 36H115V35ZM134 36V39H133V36ZM156 34V35H155ZM255 34V35H254ZM21 36V37H19V36ZM50 35V36H49ZM53 35V36H52ZM61 35V36H60ZM74 35V34H73ZM95 36V38H98V39H95L94 40V36ZM110 35V37H107V36H109ZM128 35V36H127ZM140 35V36H139ZM213 35V36H212ZM215 35V36H214ZM217 35V36H216ZM233 36V40L232 41H235L234 43H235V45L237 44L238 46H240L241 45V47H240V49H242V47L243 46H246V48H245V50H240L239 48H238V46L236 45V47L234 46V49H235V51L234 52H229V49H231L230 51H233L232 50V45H234V43L231 45V48H230V44H231V40H230V38ZM238 35V36H237ZM97 36V37H96ZM104 38H103V37ZM115 36V37H116ZM119 36V37H118ZM123 36V37H122ZM127 36L128 37V39L126 38V39H124L123 40V38H125V37ZM229 38H228V37ZM236 36L238 37V39L236 38ZM239 36L241 37V38H239ZM17 37V38H16ZM19 37V38H18ZM100 37V38H99ZM106 37H107V39H106ZM130 37L134 40H132V39H130ZM165 37V39H163ZM213 37V38H212ZM222 37V38H221ZM246 37V38H245ZM253 39H252V38ZM2 38H3V36H2ZM109 38H110V40H109ZM111 38H113L115 41H112L111 40ZM119 38H122L121 40L119 39ZM146 38V40H144ZM152 38V39H151ZM155 38V39H154ZM158 38V37H157ZM224 38H227V39H224ZM18 39V40H17ZM42 39L44 40V41H42ZM62 39V40H61ZM65 39V38H64ZM75 39H76V37H75ZM101 39V40H100ZM102 39H104L103 41H102ZM108 40L107 42H106V40ZM117 39H118V41H117ZM130 39V40H129ZM158 39V40H159ZM212 39H214V40H212ZM218 39V41H216ZM221 39V40H220ZM228 39L230 40V43L228 42ZM232 39V38H231ZM234 39H237V40H234ZM1 40H3V39H1ZM21 40V41H20ZM35 40V41H34ZM58 40H60V41H58ZM76 40H78L79 41V39L77 38ZM98 40V41H97ZM239 40H240V42H239ZM245 42H244V41ZM250 40V41H249ZM46 41H47V44H46ZM61 41H63V42H61ZM111 41V42H110ZM127 41H130V43L129 42H127ZM155 41H157V40H155ZM217 42V43H215V45L214 46H216V48L215 47H213V48H210L209 47V49L207 48V47H205L206 45L208 46L209 44L207 43V42H211V45H209V46H212V42ZM226 41H227V43H226ZM254 43H253V42ZM34 42H41L40 44H36L35 45V43ZM45 42V43H44ZM99 42V43H98ZM105 42V43H104ZM110 42V43H109ZM158 42V41H157ZM237 42V43H236ZM17 43V44H16ZM19 43V44H18ZM21 43V44H20ZM23 43V44H22ZM57 43H59V45L57 44ZM207 43V44H206ZM239 43V44H238ZM245 45H244V44ZM30 44V46H32V44H33V48H32V50L34 49V51H33V53H31L32 55H29L28 56V53H27V50H28V48H26V47H30V46H28ZM43 44V45H42ZM63 44V45H62ZM69 44V45H68ZM68 44L66 45V46H72V45H70V42H68ZM204 44V45H203ZM221 44V45H220ZM250 44V45H249ZM16 45V46H15ZM34 45H35V47H34ZM95 45V46H94ZM113 45H115V46H113ZM162 45V46H161ZM226 45H227V47H228V49H227V47H226ZM66 46H64V47H66ZM194 47V46H196L197 47V49H192L191 47ZM200 46V47H199ZM202 46H204V47H202ZM36 47H38V48H36ZM47 47H48V50H47ZM60 47V46H59ZM80 47V48H81ZM256 47H258L259 49H263V48H261V47H259L258 45H256ZM18 48V49H17ZM20 48V49H19ZM42 48V49H41ZM91 48H93V49H91ZM205 49V51H201L200 52V50L199 49ZM206 48H207V50H206ZM222 48V49H221ZM244 48V47H243ZM38 50V52H37V50ZM41 49V50H40ZM44 49H45V51H44ZM91 49V50H90ZM216 50V51H210V50ZM238 49V50H237ZM250 49V50H249ZM3 50H4V47H2V46H0V52H3ZM16 50V51H15ZM32 50H30V51H32ZM36 50V51H35ZM69 50V49H68ZM92 50H94V51H92ZM104 50V51H103ZM119 50V51H118ZM128 50V51H127ZM209 50V51H208ZM264 50V49H263ZM25 51V52H24ZM65 51H67V50H65ZM65 51H63L64 52V54H65ZM97 51V52H96ZM101 51V52H100ZM105 53V55H103V52ZM124 51H126V52H124ZM220 51V52H219ZM222 51V52H221ZM227 51H228V53H227ZM237 51V52H236ZM241 51V52H240ZM24 52V53H23ZM68 52V51H67ZM108 54H107V53ZM130 52V54L128 55V53ZM200 52V53H199ZM224 52V53H223ZM242 55H240L239 53ZM117 53H118V55H117ZM233 53L235 54V53H238V55H233ZM249 53V52H248ZM20 54V55H19ZM23 56H22V55ZM34 54L36 55V56H34ZM41 54V55H40ZM60 54V53H59ZM66 54H68V53H66ZM128 56H127V55ZM167 54V55H166ZM215 54V55H214ZM218 54V55H217ZM220 54H221V56H220ZM224 54V55H223ZM87 55V56H86ZM131 55V56H130ZM214 55V56H213ZM22 56V57H21ZM24 56H26V58H27V60H26V58L24 57ZM107 57L106 59H104V57ZM114 56V57H113ZM200 56L201 57H206V58H204L205 60L203 61V66H198V68H197V66L196 65H198L199 64V62H200ZM216 56V57H215ZM223 56V57H222ZM233 56V57H232ZM241 56V57H240ZM245 56V57H244ZM89 57V58H90ZM123 57V58H124ZM30 58V59H29ZM35 58H37V59H35ZM99 58V59H100ZM230 58V59H229ZM25 59V60H24ZM29 59V60H28ZM33 59V60H32ZM102 59H104V60H102ZM1 60V59H0ZM32 60V61H31ZM35 60V61H34ZM87 60V59H86ZM230 60L231 61H233L232 63H230ZM24 61H26V62H24ZM30 61V62H29ZM242 61V63H244L243 62V60H241ZM244 61H246V60H244ZM33 63V64H32ZM34 63H35V65H34ZM50 63V64H49ZM63 63V64H62ZM66 63V62H65ZM229 63V64H228ZM24 64V65H23ZM39 65V67L37 66V65ZM61 64L63 65V66H61ZM230 65V66H229ZM233 65H235V63L233 64ZM26 66V67H25ZM60 66H61V69L63 68V70H64V68H65V70L63 71L64 72V74L62 73V71L60 72L59 70H61L60 69ZM65 66H66V64H65ZM68 66H69V64H68ZM147 66V67H146ZM31 67V68H30ZM32 67H33V69H32ZM127 67V68H126ZM195 67H196V69H195ZM24 68V69H23ZM30 68V69H29ZM43 68V69H42ZM52 68V69H51ZM130 68V69H129ZM185 68V69H184ZM235 68V67H234ZM19 69V70H18ZM81 70V69H80ZM184 70V71H183ZM191 70H193V71H191ZM234 70V69H233ZM233 70H232V72H233ZM33 71V72H32ZM43 71V72H42ZM57 71H58V73H57ZM145 71V72H144ZM191 71V72H190ZM195 71V72H194ZM2 72H5V73H2ZM19 72V73H18ZM31 72V73H30ZM78 72L79 73H81L79 70H78ZM78 72H77V76L75 77V78H77V80H79V74H78ZM193 72H194V74H193ZM32 73H33V75H32ZM60 73H61V75H62V78H61V75H60ZM20 74H21V78H20ZM41 74H43L42 76H41ZM189 74V75H188ZM5 75V76H4ZM9 75V76H8ZM14 75V76H13ZM19 77H18V76ZM26 75V76H25ZM80 75H82V73L80 74ZM128 75V74H127ZM142 75V76H141ZM196 76V77H194V76ZM24 76V77H23ZM60 76V77H59ZM2 77V78H1ZM8 77V78H7ZM12 77H14V78H12ZM17 77V78H16ZM42 77H43V79H42ZM50 77V78H49ZM142 77V78H141ZM18 78H20V79H18ZM41 78V79H40ZM84 78V77H83ZM91 78V77H90ZM90 78H88V80L90 79ZM92 78H94L95 79V77H92ZM90 79L91 81L93 80V79ZM106 78V79H105ZM103 77V79H102V77H101V79H97V82H99L98 80H101L99 83H101V84H98V83H96V79L95 80H93L94 81V83L95 84H93L90 80V82L88 81V83H85L84 84V82H83V80L81 81L82 82V84L81 85H87V84H93V85H95V86H97V85H101V87H100V89H98V88H96L95 86H93L96 90L98 89L99 91L100 90H104V92L103 91H101V92H103V95L104 96H102V98H104L105 97V94H106V96L110 93V92H108V93H105V91L107 92L109 89H108V85H107V82L109 81V84L111 85L112 84V82L110 83V80L109 79H111L110 77H108L109 79L107 80V77ZM7 79V80H6ZM145 79V80H146ZM193 81H192V80ZM17 80H19V81H17ZM20 80H21V82H20ZM27 80V81H26ZM30 80V81H29ZM56 80V81H55ZM70 80V79H69ZM67 81V83H64V84H68L69 82L71 83V85H69L70 86V89L68 90V89H66V90H68V92H72V88L71 87H73L72 86V84H74L73 82H71V80L70 81ZM104 80V81H103ZM169 80V81H168ZM2 81H3V83H2ZM42 81H43V83H42ZM48 81V82H47ZM107 81V82H106ZM111 81H112V79H111ZM183 81H185V82H183ZM188 81H190V82H188ZM5 82V83H4ZM17 82V83H16ZM33 83V84H30V83ZM131 82V83H132ZM171 82V84H169ZM11 83V84H10ZM14 83V85L12 86V84ZM16 83V84H15ZM28 83V84H27ZM48 83V84H47ZM58 83H59V85H58ZM75 83H77V81L75 82ZM106 83V84H105ZM130 83V84H131ZM184 83H187V84H184ZM188 83L191 85V84H193L194 86H190V85H188ZM9 84V85H8ZM42 84V85H41ZM89 84V85H90ZM97 84V85H96ZM1 85H3V87L1 86ZM17 85V86H16ZM47 85V86H46ZM65 85V86H66ZM77 85H78V83H77ZM91 85L89 86L90 87V89H91V92H92V88L93 87H91ZM103 85V86H102ZM107 85V87L106 88H103V87H105ZM181 85V86H180ZM185 85H187V86H185ZM42 86H43V88H42ZM45 86V87H44ZM80 86V85H79ZM112 87H113V84L111 85ZM111 86L109 87L110 88V90L111 89H113V88H111ZM185 86V87H184ZM4 87H5V89H4ZM10 89H9V88ZM14 87V88H13ZM33 87V86H32ZM32 87L30 88V89H32ZM41 87V88H40ZM60 87V88H59ZM76 87V86H75ZM75 87H73V88H75ZM81 87V86H80ZM83 87V86H82ZM87 86H85V90L87 91V93H88V91H89V87H87L88 88V90H87V88H86ZM98 87V86H97ZM184 87V88H183ZM44 88H46V89H44ZM51 88V89H50ZM79 88V87H78ZM102 88V89H101ZM180 88H182V89H180ZM193 88V89H194ZM2 89H4V90H2ZM21 89V88H20ZM44 89V90H43ZM58 89H62V91L61 90H58ZM84 89H79V91L81 92V90L84 92V94H83V92H81L82 94V96L83 95H85V96H88V95H90V93L88 94V95H86L87 93H86V91H84ZM94 89V90H95ZM184 89V90H183ZM187 91H186V90ZM11 90V91H10ZM21 90H23V89H21ZM40 90V91H39ZM97 90V91H98ZM192 90V91H191ZM3 91V92H2ZM38 91V92H37ZM45 93H44V92ZM52 91V92H51ZM57 91H60V92H58L57 93ZM73 91H75V89L73 90ZM98 91V92H99ZM167 91V92H166ZM185 91V92H184ZM4 92H5V94H4ZM40 92H42L41 93V95H40ZM67 91H66V94H69ZM182 92H183V94H182ZM185 93H186V95H185ZM56 94V95H55ZM58 94V95H57ZM71 94V93H70ZM6 95V96H5ZM43 95V96H42ZM55 95V96H54ZM62 94H60L59 96L61 97V96H63ZM80 95V96H81ZM182 95V96H181ZM8 96V97H7ZM42 96V97H41ZM63 96V97H64ZM91 96V95H90ZM90 96H88V97H90ZM62 97V98H63ZM120 97V96H119ZM5 98V99H4ZM40 99L41 98V100H38V99ZM105 98H109V97H105ZM106 99V100H107ZM11 100V99H10ZM112 100V99H111ZM191 101H192V99H190ZM3 101V102H2ZM7 101H8V103H7ZM39 101H41V103L39 102ZM44 101H46V103L44 102ZM107 101H110V99H108ZM195 101H196V99H195ZM33 102H34V104H33ZM26 103V102H25ZM144 104V107H147V108H149L151 105H152V102H150V101H145V102H143ZM6 106H5V105ZM37 104L39 105H42V104H44V105H42V108H43V110H44V108H45V111H43L42 109H41V106L39 105V107L37 106ZM4 105V106H3ZM13 105V104H12ZM2 106V107H1ZM32 107V108H31ZM56 107V108H55ZM164 107H165V104L164 103H156L155 104V107H151V111H154L155 113L157 112V116L159 117L158 119L155 117V116H153V114H146V112L147 111H149V109L148 110H146V108H145V110H143L144 108L142 107V110H143V113H142V110H140V112L138 111L137 112V114H138V118H140V119H138V124H137V126H139V131H141L142 133H144V131H147V130H149V131H147L149 134H151L152 132H153V130H150L151 128H148V125H150V124H152L153 125V123L154 122H156V121H158L159 123H166V124H168V125H170V123L172 124L173 123V119H174V117L172 116V115H169V113L168 112H164V110H162V109H164ZM4 108V109H3ZM9 108H10V111H9ZM31 108V109H30ZM22 109V108H21ZM21 109H20V113H19V117L21 118H23L25 115H26V113L28 114V112H24V109H22V111H21ZM60 109V108H59ZM69 109L70 110H72L71 108H70V106H69ZM127 109V108H126ZM7 110V111H6ZM38 110V111H37ZM61 110H62V108H61ZM61 110L59 111V113L61 112ZM119 110H121V109H119ZM16 111V110H15ZM9 112V113H8ZM11 112V113H10ZM17 112V111H16ZM22 112V113H21ZM25 114H24V113ZM53 112H55V113H53ZM57 112V113H56ZM216 112V113H215ZM48 113H49V115H48ZM53 113V114H52ZM58 113V114H59ZM149 113V112H148ZM13 114V115H12ZM22 114H24V115H22ZM28 114V115H29ZM41 114V113H40ZM139 114H141V115H139ZM7 116V118L10 116V119L8 118V120H6L5 118H6V116ZM71 115V114H70ZM146 115H147V118H146ZM3 116H5V118H3ZM167 116H169V117H167ZM44 117L46 118V116L44 115ZM50 117V118H49ZM141 117L142 118H144L143 120H141ZM148 117H150V118H148ZM3 118V119H2ZM45 118H43V124H44V122H46V121H48L47 120V118L45 119ZM53 117H52V119H54ZM206 118H208V119H206ZM150 119H152V120H150ZM11 120V121H10ZM7 121L8 122H10L9 124L7 123ZM104 121V120H103ZM164 121V122H163ZM166 121V122H165ZM3 122H5V123H3ZM13 122V123H12ZM37 122H39L38 120H37ZM40 122H42V121H40ZM106 122H107V119H106ZM106 122H102V132H103V134H107V135H105L104 137L102 136V138H104L105 139V137H107L108 135L110 136V134H111V136L113 135V136H117V134L116 133H118V137L120 138V140L121 141H123L122 139H121V137H123L122 135L120 136L119 135V133H120V131H121V129H119V131H115V129H117V128H115V126L116 125H114V127H112L113 126V124L111 125L110 124V126H108L109 124L108 123H106ZM2 123H3V126H2ZM7 123V124H6ZM106 123V124H105ZM4 124H5V126H4ZM42 124V125H43ZM87 123L85 122V124L84 125H86ZM120 124V127L122 128V124H121V122L119 123ZM146 124H147V126H146ZM155 124V123H154ZM41 125V126H42ZM108 126V127H110L111 128V130H109V129H107L108 127H106V126ZM1 126L3 127V128H1ZM9 127V129H8V127ZM104 126H105V128H104ZM11 127V128H10ZM117 127V126H116ZM123 127H125L124 125H123ZM6 128V129H5ZM148 128V129H147ZM8 129V130H7ZM106 129V130H105ZM105 131H108V132H105ZM110 132V133H109ZM113 134H112V133ZM116 132V133H115ZM11 133V134H10ZM115 133V134H114ZM8 134H10V136L8 135ZM154 134H155V137H158V135H159V131H156V132H154ZM8 135V136H7ZM108 136V137H109ZM111 136H110V138H111ZM9 137V138H8ZM107 137V138H108ZM169 136H168V134L164 137V138H168ZM1 138H3L4 140H1ZM118 138V139H119ZM214 139V138H213ZM7 141V140H6ZM104 141H106V144H107V141L108 140H104ZM9 142H7V144H10ZM12 142V143H13ZM124 142L126 143V144H128L125 140H124ZM161 142V141H160ZM231 142H233V140H231ZM101 143V142H100ZM103 143V142H102ZM125 143H124V145H125ZM159 143V142H158ZM14 144L15 143H13L12 145L10 144L9 145V148H11V150H12V148H14ZM104 144H105V142H104ZM16 145V144H15ZM159 146H160V148H157V152L156 151H152V153H151V155L149 156V157H147V160L148 161H151V162H149V168L150 169H153L154 167H156V162H158V164L159 163H161V162H163V163H161V164H164V163H171L172 161L171 160H169L170 159V157L172 158V156H171V150H172V146L171 145H165V144H161V143H159L158 144ZM165 145V146H164ZM129 144L128 145H125V148H124V152L125 153H127L130 157H131V154L129 153V151L131 150H129ZM164 147V148H163ZM214 149L215 150H220V153L221 152H223L224 150H225V148H221V149H219V148H217L216 146L214 147ZM10 149H6V151H8L9 153H13L14 152V149L12 150L13 152H10L11 151ZM168 152H166V151ZM207 150V151H206ZM159 151V152H158ZM170 151V152H169ZM199 151H200V149H199ZM165 152V153H164ZM205 153H203V155L201 154H199V155H195L194 156V159H195V162H197L198 161V164H199V166H197V168L196 169H194V172L195 173H197V181L198 182H201V188H200V191H199V196H202V195H204L205 193H207L208 191H210V190H212V188H213V186H216L217 185V181L219 180V178L221 179L222 178V176H221V174H219V173H217V174H212L211 173V171H212V169H213V164H215L216 163V161H217V157H219L218 155H217V157L216 156H214V153H215V151L214 150H210L209 148H205V151H204ZM234 154H236V152H230L229 153V155H231V157L229 158V157H227L228 158V160H231V161H233V162H237L238 160H239V156H234ZM168 156H170V157H168ZM160 157V158H159ZM234 157V158H233ZM150 158V159H149ZM199 158V159H198ZM231 158H233V159H231ZM95 159H97L98 160V158H92V160L94 161ZM153 159V160H152ZM198 159V160H197ZM91 161V160H90ZM89 161V165L91 166V167H89V168H87V166H85L84 168L86 169H89L88 171H89V173L87 172V170L86 171H83L84 173L85 172H87V175H85V174H82V175H85V176H82L83 177V179H80V182L82 181V182H84V183H82V185L81 184H79V182H77V184H79V187L77 188V184L75 185V184H72L73 183V181L71 182V185L70 184H67V180L66 181H63V179L64 178H62V180H58V182L60 181H62V183H63V185L62 186H64L65 184L68 186V188L66 189V187H63L64 188V191H61L62 192V196L65 194L66 196H67V198H65V199H61L60 200V197L61 198H63L62 196H60L59 197V199H57V200H59V201H57L56 200V196L54 197L55 198V200L57 201V202H55L54 200V202H55V204H52V202H51V204H52V207H54L53 209L51 208V209H48V211L49 212H47L46 211V213L48 214V213H51V215H49V216H52L53 217V219H54V217H55V215H56V218H64V223H65V226H63L62 227V230H61V228H58V230L60 229L61 231V234H63V235H61V234H59L60 232L58 231V230H53L52 228V230L50 229L49 231H47L48 230V226H45V227H47V228H45V230L46 231H42V230H44V227H43V229L41 230L42 231V234L44 235L45 234V236L46 237H48L47 238V240H46V244L48 245L49 243L51 244H49V247L52 249V250H49V251H55V250H58V252L57 251H53V253H54V255L56 256L57 255V257H58V262H61V264H62V262H64L65 264H101L100 262V259H101V256L99 255L100 253V251H96V249L95 248H101V247H104V246H106V245H108V244H116V245H118V246H120L119 248H120V250H121V253H120V261H121V263L123 264H144V262L143 261H139V258H141L142 257V255H143V252H142V249H143V245L142 244H140L139 245V240H140V237L138 236V235H134L133 237V239L131 240V242L132 243H130V245L127 247V246H125V243L124 242H122V241H120L119 240V236H118V234L116 233V232H113V231H110L111 230V228L109 227L110 226V223H103V221L105 222H110L109 221V219H111V218H113V213H114V211L115 210H113V209H115L112 205H110L111 203H110V200L112 199H110V196H109V194H106V195H108V196H106V195H104L103 193V195H102V197L103 196H105V197H107L108 198V200H106L105 201V203H104V207L102 208L103 210H100L101 212L99 213L98 211H97V215H98V213H99V215L97 216V217H95V218H92V220L90 219L89 221H85L84 219V217L82 216V213H84V212H86V213H88L89 215H94L95 213H94V211H93V214H91L90 212H89V210L88 209H90V210H94V208L93 207H95V206H92L93 204H91L92 203V200H93V198H92V200L91 199H88V197L87 198H85V196H86V193H87V190H89V188L90 187H88L87 188V183L90 181L91 182V180L94 182V180H96L97 181V179H98V177L97 176H102V175H108V173H109V171L111 172L110 174H116V173H118V171L121 169V167H119V165H115V163L113 162V163H106V164H104L103 165V163H105L106 161H104V162H99V160H98V162H97V165L95 164V162H96V160H95V162H93L92 161V163L93 164H90L91 162ZM120 161H122V158H121V160ZM119 161V162H120ZM136 161L137 162H139V163H143V159L142 158H137L136 159ZM100 164V165H99ZM113 166H111V165ZM109 165V166H108ZM64 166V165H63ZM94 166H96V167H94ZM101 166V167H100ZM116 166V168H114ZM99 167V168H98ZM106 167V168H105ZM109 167V168H108ZM125 167V169H129V167L128 166H124ZM248 167L249 168H252V165L248 162ZM96 168H97V170H96ZM112 168H114V169H112ZM85 169H83V170H85ZM91 169V170H90ZM100 170V173H99V170ZM102 169V170H101ZM111 169V170H110ZM94 171V172H93ZM108 171V172H107ZM115 171H117V172H115ZM260 172V174H255L254 176H253V178H252V181H251V183H252V185L253 186H255L254 187V190H259V189H263L264 190V168L262 167L260 170H259ZM35 174H36V172L35 171H33ZM107 172V173H106ZM114 172V173H113ZM212 176H210V175ZM15 175H17L18 176V173H15ZM65 175V174H64ZM146 175V174H145ZM215 175H217L216 177H214ZM81 176V175H80ZM79 177V176H78ZM78 177L76 178V180L78 179ZM89 177H91L90 179H88ZM93 177V178H92ZM211 177V178H210ZM81 178V177H80ZM84 178H86L85 180H84ZM76 180H75V182H76ZM123 180H124V182H125V184L127 183V185H129V189H123L122 190V192L126 195V197L129 199V201H130V203H131V206H130V208H132V209H130V208H127L128 210L127 211H131V212H129L130 213V217H131V219H132V221H138V219H141V218H143L144 216H147V211H148V206H149V204H144V202H142V193L138 190V188H142V190H144L145 188L144 187H146L147 186V182L149 183L152 179H150L148 176H144V174L142 175V176H138L137 174H132V175H125L124 176V178H123ZM201 180V181H200ZM239 179L238 178H235L234 179V181H233V184H238V182H240V180L238 181ZM79 181V180H78ZM211 181V182H210ZM65 182V183H64ZM74 182V183H75ZM89 182V183H90ZM93 182H91L92 184H91V186H94L95 188H97V186L96 185H94V183ZM130 184H129V183ZM133 182H135V184L133 183ZM62 183H60V184H62ZM84 184V185H83ZM134 184V185H133ZM73 185H75V186H73ZM87 185V186H86ZM62 186H61V188L60 189H62ZM70 186V187H69ZM73 186V187H72ZM90 186V185H89ZM260 187V188H259ZM70 188L71 189H74V190H71L70 191ZM81 188V189H80ZM93 188V187H92ZM92 188L90 189L91 191H92ZM95 188H94V191H95ZM132 188V189H131ZM137 188V189H136ZM195 188H197V185L196 186H194V189ZM60 189H58V191H59V193H60ZM78 189V190H77ZM86 189V190H85ZM131 189V190H130ZM80 190H83V191H81L80 192ZM207 190V191H206ZM261 191V198L259 197V199L257 198V200H256V203L255 204H257L256 205V207H258V208H251L252 206H250V208H246V209H243L244 207H245V205L246 204H244V206L243 207H241L240 209H238V213L240 214V216H239V219H240V221H244V220H246V219H250V218H254L255 216L257 217H260L261 215L262 216H264V201H262V200H264V191ZM91 191H89V192H91ZM130 191H133V192H130ZM256 191L255 192H253V194L255 195L256 194ZM65 192V193H64ZM66 192L68 193V195L66 194ZM71 192V196H70V193ZM97 192V191H96ZM128 192V193H127ZM131 193V194H130ZM204 193V194H203ZM56 195V194H55ZM60 195V194H59ZM58 195V196H59ZM64 195V196H65ZM75 195L76 196H78L77 198H79V199H77V200H80L81 201V197L84 199L85 198V200H89L88 202H91V203H88L87 201H85V202H83V204H82V202L80 203V201L79 202H77V203H79V205L78 204H76V203H74V202H76L75 201V199L74 198H76L75 197ZM85 195V196H84ZM89 195H91V194H89ZM130 195H132V196H130ZM253 195V196H254ZM70 196V197H69ZM79 196H81V197H79ZM72 197V198H71ZM104 197V198H105ZM53 198V199H54ZM58 198V197H57ZM91 198V197H90ZM106 198V199H107ZM131 198V199H130ZM138 198H141V200L140 199H138ZM67 199V200H66ZM69 199H70V201H69ZM136 199H138V200H136ZM64 200H66V202H65V204H63L64 203ZM150 202L149 203H153L154 201L153 200H157V196H156V194H154V192H151V195H150ZM71 201H73V202H71ZM109 201V202H108ZM112 201V200H111ZM114 201H116V200H114ZM153 201V202H152ZM53 202V203H54ZM59 202V203H58ZM68 202V203H67ZM86 202L90 205L91 204V206H90V208L89 207H87V205L88 204H86ZM106 202H108L109 204H107ZM70 203V204H69ZM97 203H99V202H97ZM235 204L237 203V202H234ZM67 204H69V205H67ZM71 204H73V206L71 205ZM96 204V203H95ZM107 204V205H106ZM133 204V205H132ZM60 205V206H59ZM70 205H71V207H70ZM75 205V206H74ZM78 205V206H77ZM80 205H82V207L80 206ZM88 205V206H89ZM97 205V204H96ZM109 205V206H108ZM148 205V206H147ZM84 206V207H83ZM107 206V207H106ZM209 206H211L212 207V204H210ZM58 207V208H57ZM61 207V208H60ZM63 207V208H62ZM74 207V208H73ZM55 208H57V209H55ZM67 208H69V209H67ZM79 208V209H78ZM83 208V209H82ZM93 208V209H92ZM60 211H59V210ZM71 209V210H70ZM76 209V210H75ZM250 209V210H249ZM254 209V210H253ZM70 210V211H69ZM78 210V211H77ZM85 210V211H84ZM88 212H87V211ZM246 210V211H245ZM81 213H80V212ZM103 211V212H102ZM199 211V210H198ZM198 211L197 210H195L194 212H192V217H196L197 216V214H198ZM243 211V212H242ZM29 213H32V211H28ZM53 212H55V213H53ZM59 212V213H58ZM96 212V211H95ZM196 213V214H195ZM46 214V215H47ZM53 214V215H52ZM61 214H63L64 215V217H63V215H61ZM80 214V215H79ZM260 214V215H259ZM60 215V216H59ZM96 215V214H95ZM94 215V216H95ZM242 215V216H241ZM48 216V215H47ZM48 216V217H49ZM101 218H100V217ZM51 217V218H52ZM84 219H83V218ZM141 217V218H140ZM191 217V218H192ZM244 217V218H243ZM249 217V218H248ZM101 219V220H100ZM244 219V220H243ZM52 220V219H51ZM68 221V222H67ZM92 221V222H91ZM99 221H102V222H100V223H98ZM69 224V225H68ZM85 224V225H84ZM88 225H89V227H88ZM92 225V226H91ZM81 226V227H80ZM84 226V227H83ZM68 227V228H67ZM85 227H86V229H85ZM92 227H94V228H92V229H94L95 231H92L94 234H91L90 232H88V230H91V228ZM76 228H81V229H83V231L84 230H87V232L88 233H90V235H91V243L89 242H87V244L90 246H88L87 244H86V242L84 243V245L87 247V248H89V250L88 249H85V250H83L85 247L83 246V242H84V240H83V242H81V246L82 247H80V240H77V238L79 239V233H78V231H76ZM66 229V230H65ZM77 229V230H78ZM72 230H74V231H72ZM59 232V233H57V232ZM82 231V230H81ZM46 232V233H45ZM48 232L50 233V234H48ZM51 232H53V233H55V235H56V233H57V237L55 236L54 237V234L53 233H51ZM67 232H69L68 234H69V237H68V234H67ZM86 232V231H85ZM77 233H78V235H77ZM58 234L61 236V237H59L58 236ZM48 235V236H47ZM77 235V236H76ZM88 235V234H87ZM93 235H95L94 237H93ZM62 236H63V238H62ZM258 235H256L253 239L255 240H253V239H244V240H242L241 242H239V244H237V246H235L237 249H234V251H235V253L234 252H232L231 254H233L232 256L233 257H235L236 256V258H237V260L235 261V262H232V264H264V235H260V236H258ZM75 237H77V238H75ZM58 238H59V241L60 242H63V244H60V242H58ZM61 238V239H60ZM70 239L69 241L71 242V240H73L74 242L72 243V245L73 246H71V244L69 245L68 244V240H67V242H65L66 241V239ZM261 238V239H260ZM64 239H65V241H64ZM63 240V241H62ZM249 240V241H248ZM76 241H79V243L77 242L76 243ZM82 241V240H81ZM138 241V242H137ZM248 241V242H247ZM93 243H95V244H93ZM54 245H58L57 247H55ZM63 245V246H62ZM96 245V246H95ZM251 245V246H250ZM99 246V247H98ZM255 246V247H254ZM47 247V246H46ZM45 247V250H48V249H50L49 247H47L46 248ZM65 247V249H63ZM70 247V248H69ZM74 247V248H73ZM84 247V248H83ZM61 249V251L59 250V249ZM142 248V249H141ZM78 249H81V251L79 250L78 251ZM93 249V250H92ZM95 249V250H94ZM98 249V250H99ZM261 250V251H260ZM59 251H60V253H59ZM84 251V252H83ZM86 251V252H85ZM93 251H95V253L93 252ZM80 252V253H79ZM259 252V253H258ZM77 253H79V255L77 254ZM76 254V255H75ZM83 254V255H82ZM77 255H78V257H77ZM68 256H69V258H68ZM239 256H240V258H239ZM84 260V261H82L81 260V258ZM84 257H87L88 259H84ZM80 258V259H79ZM89 258H90V260H89ZM94 258V259H93ZM60 259V260H59ZM96 259V260H95ZM240 259V260H239ZM82 261V262H81ZM100 261V262H99ZM86 262V263H85ZM97 262H99V263H97ZM103 262V261H102ZM126 262V263H125ZM102 264H105V263H102ZM227 264H231V263H227Z\"/></svg>","mask_w":264,"mask_h":264}]
</instances>
